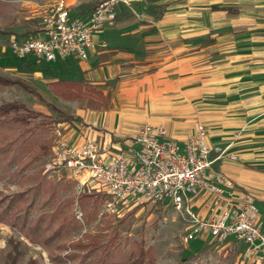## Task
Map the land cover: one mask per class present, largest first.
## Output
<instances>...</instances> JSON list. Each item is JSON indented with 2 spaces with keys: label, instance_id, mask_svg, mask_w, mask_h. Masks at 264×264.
Masks as SVG:
<instances>
[{
  "label": "crops",
  "instance_id": "crops-1",
  "mask_svg": "<svg viewBox=\"0 0 264 264\" xmlns=\"http://www.w3.org/2000/svg\"><path fill=\"white\" fill-rule=\"evenodd\" d=\"M93 9L71 15L84 19ZM37 35L42 21L8 41ZM96 43L87 61L16 58L32 66V85L2 79L71 117V144L111 145V157L132 159L145 124L179 142L204 125L213 169L255 197L264 227V0H123ZM207 199L193 202L202 216Z\"/></svg>",
  "mask_w": 264,
  "mask_h": 264
},
{
  "label": "built area",
  "instance_id": "built-area-1",
  "mask_svg": "<svg viewBox=\"0 0 264 264\" xmlns=\"http://www.w3.org/2000/svg\"><path fill=\"white\" fill-rule=\"evenodd\" d=\"M122 1L104 0L86 18L77 19L71 15L68 0H54L42 11L43 35L12 39L9 47L18 60L54 62L73 57L87 61L97 48L96 35L115 19ZM57 134L60 138L54 149L59 167L68 171L67 179L76 182L81 193L106 194L108 213L137 202L168 203L187 215V243L205 237L220 244L242 243L247 252L264 261V227L256 199L213 169V150L204 125L179 142L170 139L162 127L145 124L132 139V159L111 157V145L87 140L76 146L60 129ZM201 194H208L205 216L193 208Z\"/></svg>",
  "mask_w": 264,
  "mask_h": 264
},
{
  "label": "rangeland",
  "instance_id": "rangeland-1",
  "mask_svg": "<svg viewBox=\"0 0 264 264\" xmlns=\"http://www.w3.org/2000/svg\"><path fill=\"white\" fill-rule=\"evenodd\" d=\"M54 0H0V78L22 79L32 85V66L16 59L9 48L11 37L28 35L31 29L41 23L42 11ZM71 11L84 6L86 9L97 7L104 0H68ZM38 14V16H37ZM35 17V18H34ZM32 18V19H31ZM18 39V38H17ZM36 66V65H34ZM18 102L31 111L37 105L46 107V138L51 141V148L43 158L30 166L23 174L25 185L20 184V177L15 180L0 182V200L17 193L32 190L39 193L34 216L44 211L52 213L58 208H66L78 222L79 229L62 241L55 242L50 250L31 244L17 230L0 224V264H9L8 254H15L18 247V264H28L31 260L37 264H53L49 258L52 251L64 257L67 253L85 255L83 251L69 248L73 243L88 244L92 238L107 244L112 242L120 247L125 255L135 248L149 253L154 264H256L255 256L247 252L242 243L220 244L209 238L190 243L185 241L189 223L184 211L176 210L168 203L137 202L125 208L118 207L110 214L105 208L106 194L95 191L80 192L78 184L67 179L64 169L56 162L55 146L59 140L58 129L62 136L73 125V119L63 112L53 110L48 103L40 101L35 95L19 86L0 84V105ZM40 109V108H39ZM34 121L36 126L45 117ZM68 124V125H66ZM13 171H16L14 167ZM84 191V190H83ZM57 193L54 208L43 207L49 195ZM46 195V196H45ZM6 204V203H5ZM66 247V248H65ZM250 256H249V255ZM89 263V262H88Z\"/></svg>",
  "mask_w": 264,
  "mask_h": 264
},
{
  "label": "trees",
  "instance_id": "trees-1",
  "mask_svg": "<svg viewBox=\"0 0 264 264\" xmlns=\"http://www.w3.org/2000/svg\"><path fill=\"white\" fill-rule=\"evenodd\" d=\"M0 84L19 85L32 92L25 84L19 81H5L0 78ZM57 111L55 107L52 108ZM44 114L28 109L24 104L13 102L0 105V182L10 178L15 180L20 177V184L25 185L26 177L22 174L35 162L41 160L51 148V141L46 138V118L39 123ZM16 167V171H13ZM25 180V181H24ZM50 194V195H49ZM49 195L43 207L54 208L58 199L57 193ZM45 195V196H46ZM41 195L32 194V190L17 193L11 197L0 200V224L7 225L20 232L31 244L50 250L55 242L71 236L76 232L78 222L66 208H58L52 213L44 211L34 216L33 211ZM6 203V204H5ZM66 248V247H65ZM72 250L83 251L85 255L67 253L64 257L50 252L49 258L53 264H154L149 253L135 248L128 255L112 242L103 244L92 238L88 244L73 243ZM18 247L15 254L9 253V264H18ZM89 262V263H88ZM28 264H37L31 260Z\"/></svg>",
  "mask_w": 264,
  "mask_h": 264
}]
</instances>
